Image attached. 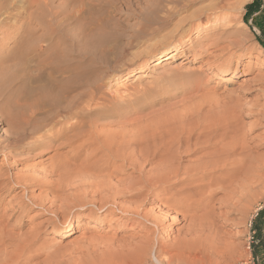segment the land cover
Segmentation results:
<instances>
[{
  "label": "rangeland",
  "instance_id": "374dc122",
  "mask_svg": "<svg viewBox=\"0 0 264 264\" xmlns=\"http://www.w3.org/2000/svg\"><path fill=\"white\" fill-rule=\"evenodd\" d=\"M35 7L31 6L28 12L37 13L38 11L36 12ZM53 7L57 8L61 13L72 14L77 10H81L91 16H97L99 13L102 16H104L103 14H109L128 27L119 33V36L123 34L120 36L122 40L116 42L115 39H113L114 41L110 40V42L106 40L108 45L105 52V47L104 50L102 48L105 44L103 43L102 45L101 42L105 36H107L105 39L113 38L114 34L110 32L112 35L110 37H108L109 33L103 36L96 35L94 31H91L86 26V21V24L84 21H67L66 25L64 24L63 35L55 39L57 43L61 44L60 48L64 53L61 55L63 63L76 59L73 55L77 52L76 50L80 49L79 47L83 51L85 47V52L86 50L89 52L90 47L94 45V48L91 47L90 52L92 53V50L96 49L93 52L97 53L95 65L103 66L98 70L100 74L103 70L102 73L109 76L110 74L126 75L127 79L122 83L112 85L107 83L105 85L106 87L108 86L107 92L109 94H122L126 99L124 105L126 106V102L129 103V106L121 108V111L128 113V120L142 117L161 107H172L174 105L176 107L177 104H180L178 107L181 109L184 105H190L189 103L195 104L194 102L197 100L194 99V96L199 95L196 97L199 98L208 92L209 94L213 92L215 96H218L221 103L226 105L225 109L229 106L228 111L236 117L235 121L232 116L234 124L238 122L236 125L239 127L235 125V128H240L239 131L242 132L240 137L246 139V142L244 141L245 144H243V147L245 145V153L243 152V156H241V148L236 153L234 152L239 157L234 156L233 153L236 162L233 165L241 166L245 172H239L232 181L233 183L235 182L232 187L233 189L236 188L235 190L232 188L228 189V193L225 196L218 194L212 202L215 214H222L225 217V219L217 222V230L221 237V239L219 238L221 240L219 243H222L223 247L219 245L221 253L217 255L211 254L212 257L210 256V259L204 264H257V261H262V253H259L256 260L254 259L252 246L256 241L253 234V222L257 213L264 208V121L262 122L261 120V116L264 115V48L261 45L264 44V0H148V3L142 2L141 4H139V0H74L68 5L64 4L62 0H56L53 3ZM206 10L210 11V13ZM12 11L14 12H3L0 14V26L2 25L0 27V140L4 139L9 125H15L17 121L20 122L22 119H27L29 115L28 109H25L26 107L21 109V106L19 107L17 103L23 100V104L25 102L27 107H29V102H31V98L33 99V94H31L29 89L34 87V83L35 85L38 83L41 76L49 74L51 71V69L42 65V59L44 60L46 56H37L27 49H25L24 55V50L22 49L24 45L21 46V43L25 40L24 38L28 35L27 33L32 34L34 37H39L44 33L43 30L37 31V24L34 21L26 20L24 18L26 17L25 13H21V10ZM199 11H202L201 14ZM195 12V15L200 14L201 17L211 16L210 26L212 27L215 26L214 20H216L217 25L220 22L222 23L224 19V25L230 27L227 31L229 34H224L222 30L224 26L218 31H190L191 27H195L199 25L200 21H204L195 20L194 17L187 19L191 18ZM125 13H134L136 16L138 15V18L126 21L123 19ZM170 13H172V16ZM141 15L149 16L152 21L158 24L164 22L166 27L164 25L165 28L163 27L164 29L160 33L146 38V41L143 39V42L141 40V42H132L133 44L131 43V45L124 47L123 36L129 35L138 29ZM61 17L62 15L58 19ZM219 20L221 21L219 22ZM154 24L151 29H156L155 27L158 24ZM117 25L119 26V24ZM84 29L87 30V33ZM233 32L237 33L236 36L232 35ZM220 34L222 39L224 38V42L215 44L214 40L219 38ZM75 35L79 36L77 46L72 43L74 41L72 39H76ZM207 35H211L209 40H206ZM231 37L242 41V49H229L228 52L222 53L220 51L221 48L228 45ZM96 40L98 43L95 42ZM87 41L88 43L91 41L90 47ZM180 43L186 45L189 50L177 53L176 56L166 60V62L164 60L160 68L153 66L158 56ZM109 44H112V47ZM74 47L78 48L75 49ZM21 52L24 56L21 55ZM186 55L188 58L185 61L186 63L182 65L181 61ZM229 59L232 60L230 65L232 69L237 67L234 77H231L230 74L232 70H227L229 74L226 76L218 70L221 68V63L227 62ZM39 62L42 66L39 65ZM104 65L108 68H105ZM113 66L117 67L114 68ZM98 71L92 73L99 74ZM136 72H139L140 75H137ZM18 77L19 79L23 78L21 79L23 80L22 83H17ZM15 78L16 81L14 82ZM146 86L152 91H148V93L149 95L153 94L155 103L153 106H148V108L144 107L141 110H137L135 108L137 106L132 105V102L140 95L134 92H136V89L139 91L146 88ZM17 96H19L18 101ZM146 97L144 100L149 101V96L147 95ZM130 105L133 109L129 108ZM209 105H204L203 113L210 108ZM234 106L239 110H236V113L234 112L235 109H233L234 111L232 110ZM114 128L116 127L99 126V129H102L101 131ZM227 141L229 142L230 139H225L224 143H227ZM77 145L78 143L73 147ZM68 150L70 149L65 148L61 151L66 152ZM61 151L59 153H62ZM89 152L90 150L82 152L75 165H79L87 156L89 163H95L99 160V156L90 159ZM16 153L18 154L11 158H5L0 150V177L3 175L6 178L3 177L5 180L4 185L8 184L7 186L10 187L9 192H0V220L3 219L2 216L6 217L3 228L6 233L11 235L13 244L17 243L18 240H22V238H27L28 240L24 241H29L27 246H25L29 249L23 250L20 264H49V262L50 264H117L118 258H121L118 255L121 253L126 255L125 250L126 252L128 251L123 246H127L130 241L129 238L143 235V233H133L139 226L138 221L140 220L134 219L135 221H131L132 224L128 223L125 225L127 216L119 212L118 208L112 205L101 207L97 201L94 203V182L104 176V174L94 172H100L101 168L106 166L103 164L106 160L103 159L102 162L97 164V167L95 165L96 171H94V166L91 165L93 172L91 170L80 172L76 178L72 179L75 187L77 186L75 188L76 192L63 191L58 196L60 199H54L51 196H47L48 191H44L47 186H52L51 184L58 179L56 175H52L51 172L45 170L49 166L51 155L54 153L45 154L39 152V150L33 152L18 151ZM244 154L247 155L245 156L246 158ZM249 156L254 160L248 162ZM194 157L196 156H192L191 159ZM236 158L241 163L237 162ZM118 165L120 164L118 163L108 170V172L121 171L120 175L111 179L113 183L115 181L123 182L128 179L127 175L131 173V171L122 173V170L117 169ZM8 167L12 168L7 170ZM149 167L145 166L144 171ZM25 174L34 180L37 178L36 182L18 185L19 183L12 181L16 177L18 178ZM136 175L130 176L129 179L131 180ZM228 176L226 172L215 174L216 178L221 179L220 181L222 179L225 181ZM2 179H0V182ZM209 181L210 179H205L202 183H209ZM236 181L238 182L236 183ZM243 182L244 184L245 182H250L251 186H254H252L253 191H255V188L257 191L256 195L254 194L256 198L250 204L244 203L243 193L240 191ZM229 183L230 181H228ZM86 192H88L87 195ZM79 193L81 194L79 195ZM82 195L83 197H81ZM222 196L224 197L222 198ZM219 198H222L221 204L217 200ZM241 198L244 202L241 201ZM127 201V199H116L114 202L118 206L121 204L127 206V203H129ZM159 204L158 202L153 205H145L143 212ZM157 211L158 213L164 212L163 210ZM173 215L171 214L170 218ZM171 222L169 220L165 225ZM69 224L75 225H73L70 233L62 237L53 236L55 229H66ZM182 225L183 223L174 224L173 229L177 230ZM179 236L175 232L170 234V236L166 237V243H173ZM13 249L14 247L9 246L7 252H12ZM17 251L21 253L22 250L17 248ZM124 254L120 256H124ZM162 258L165 261L169 258V255L164 254ZM173 264L187 263L175 261ZM195 264L201 263L196 262Z\"/></svg>",
  "mask_w": 264,
  "mask_h": 264
},
{
  "label": "bare ground",
  "instance_id": "6f19581e",
  "mask_svg": "<svg viewBox=\"0 0 264 264\" xmlns=\"http://www.w3.org/2000/svg\"><path fill=\"white\" fill-rule=\"evenodd\" d=\"M54 1L56 2V0H0V14L3 12H14L12 10H21V13H25L26 17L24 18L26 20L34 21L37 24V31L43 30L44 33L39 37H34L32 34L27 33L28 35L26 34L27 36L24 38L25 40L21 43V46L24 45V48H22L24 55L25 49H27L37 56H46L44 60L42 59V65L45 68L51 69L49 74L41 76V78H44H40V81L38 80V83L36 85L34 83V87L29 89L31 94H33L29 107H27L25 102L23 104V100L17 103L19 107L21 106V109L26 107L25 109H28L29 115L26 120L22 119L20 122L17 121L15 125L11 124L7 127L4 139L0 140L1 152L5 158L15 156L18 154L16 153L18 151L33 152L39 150V152L45 154L53 152L54 154L50 157L49 166L45 170L51 172L52 175H56L58 179L55 183L51 184L52 186H47L44 191H48L47 196H51L54 199H60L58 196L63 191L76 192L75 188L77 186L75 187L72 179L76 178L80 172L92 171V166H94V171H96L95 165L97 167V164L102 162L103 159L106 160L103 163L106 166L103 167L101 164L103 167H100L101 171L94 172L104 174L101 179L94 182V203L97 201L101 207L112 205L118 208L119 212L127 216L125 225L128 223L132 224L131 221L134 219L140 220H137L139 226H137L136 231L133 233H143V235H138V237L129 238L130 241L126 242L127 246H123L129 252L125 250L126 255L123 253L124 256H120L123 254L118 253V257L121 258H118L117 264H173L175 261H182L187 264H195L196 262L204 264L210 259L211 254L217 255L221 253L219 245L223 247L222 243H219L221 242V237L217 230V222L225 219V217L222 214H215L212 202L218 194L225 196L228 193L227 190L235 185V182H232L234 178H236L239 172H245L241 166L237 164L233 165V163H236L234 156H237V154L235 153L240 148L242 149L241 156H243L245 147V145L243 147V144H245L246 139L240 137L242 135V132L239 131L240 128H235L238 122L234 124L232 120L234 115H231L228 111L229 106L225 109L226 105L221 103L220 98L215 96L213 92L210 94L208 92L199 98H196L199 95L194 96V99L197 100L194 102L195 104L189 103L190 105H184L181 109L178 107L180 104H177L176 107L175 105L172 107H161L154 111L152 110L142 117L128 120V113L121 111V108L129 106V103L126 102L125 106L124 102L126 99L124 96L122 94H109L107 92L108 86L106 87L105 85L107 83L110 85L122 83L127 79L126 75L118 76L110 74L109 76L103 74V70L100 74L98 70L103 66L95 65L97 53H93L96 49L92 50V53L90 52L91 47L94 48V45L90 47L91 41L88 43L89 40L87 44L90 47V53L87 50L85 52V47L84 51L79 47L80 49L76 50L77 52L73 55L76 59L63 63L61 55L64 53L60 48L61 44L55 41L58 36L63 35L64 24L66 25L67 21H86V26L91 31H94L96 35L103 36L109 33L108 37H110L112 36L110 32L114 34L113 38L105 39L107 37L105 36L103 40L101 39V44H105L102 47L103 50L105 47V52L107 51L106 46L108 42L113 39H115V42L122 40L120 36L123 34L119 36V33L128 27L109 14H103L104 16H102L99 13L97 16H91L81 10H77L72 14L61 13L57 8L53 7ZM71 1L74 2V0H62L66 5L70 4ZM142 2L148 3V0H139V4ZM31 6H36V12H38L34 14L29 13L28 9ZM174 12L176 13V11ZM207 12L210 13V11ZM170 14L172 16V13ZM193 14L191 18L187 19L194 17L195 20H204L205 22L200 21L201 23L199 22V25L191 27L190 31H218V29L220 30L224 26V29H222L224 34H229L227 31L230 27L224 25L225 20L223 18V22H220L221 19L219 20L221 24L217 25L216 20H214L215 26L212 27L210 26L211 16L201 17L200 14L195 15L196 12ZM60 15L62 17L58 19ZM123 17L124 20L129 21L138 18V15L125 13ZM139 18L141 20L136 30L138 32L133 31V33L123 36L124 47L131 45L132 42H143V39L146 41V38L160 33L166 27L164 22L158 20L160 22L158 24L152 21V18L149 16L141 15ZM153 22L158 24L155 27L156 29H151L154 24ZM85 31L87 33V30ZM236 34V32L232 33L233 36H236ZM210 36L207 35L206 40H209ZM219 36V38L214 40L215 44H222L224 42L221 34ZM78 37L76 36V39L74 38L72 39L74 41H71L76 46L79 41ZM95 42L98 43L97 40ZM101 44L100 46H102ZM241 44L242 41L231 37L228 45L221 48L220 51L224 53L228 52L229 49H242ZM102 48L100 49L102 50ZM188 50L186 45L180 43L166 53L158 56L153 66L160 68L164 60L166 62V60L176 56L177 53ZM23 54L21 52L22 56H24ZM187 58V55L183 58L181 61L182 65L186 63ZM231 64L232 60L229 59L227 62L221 63V68L218 70L224 76L229 74L227 70H232L230 74L231 77H234L237 67L232 69ZM222 68L225 70H222ZM94 71H98L99 74H93L92 72ZM136 73L140 75L139 72ZM21 79L18 77L17 83H22L23 80ZM137 90L134 93L139 94L140 97L137 96L133 100L132 105L137 106L135 107L137 110L153 106L155 99L153 94L149 95L148 91L150 89L146 86V88ZM147 95L150 98L149 101L144 100ZM205 104L206 106L210 104V108L203 113ZM235 106L232 110L235 109L233 111L236 113L238 106L236 108ZM129 108L133 109L131 105ZM261 118L263 122L264 115ZM233 119L236 121V117ZM99 126L116 128L101 131L102 129H99ZM227 138L230 141L224 143V140ZM77 143L78 145L73 147ZM65 148H69L70 150L62 152L61 150ZM88 150H90L88 153L89 157L91 156L90 159L99 156V160L97 162L94 161L95 163H89L87 156L79 165H75L82 152ZM60 151L62 153H59ZM194 155L196 157L191 159ZM245 156L247 155L244 154ZM249 157L248 162L254 160L251 159V156ZM118 163L120 164L117 166L118 170H122V173H127L128 171H131V173L127 175L128 179L123 182L115 181L113 183L111 179L120 175L121 171L108 172V170ZM231 164L232 166H230ZM145 166L150 167L144 171ZM11 168L8 167L7 170ZM222 172H226L229 175L225 181L222 179L223 182L220 181L221 179L215 177V174ZM134 174L137 175L133 178L131 177L132 179L130 180V176ZM3 177L2 175L0 179ZM4 178L0 182V192H9L10 187L7 186L8 184L4 185ZM36 179L34 180L25 174L21 177H16L12 181H16L20 185L22 183H34ZM205 179H210L209 183H202ZM228 181H230L229 184ZM250 182H245V184L243 182V186L240 183V191L243 193L242 197L245 202L242 201V198L241 201L246 204H250L256 198L254 194L257 193L256 188L253 191V185L251 186ZM84 193L82 194L84 195ZM116 199H127L129 203H127V206L122 204L118 206L114 202ZM221 199H217L219 203ZM158 202L160 203L159 205L143 212L145 205H153ZM157 210H163L164 212L158 213ZM171 214L174 215L170 218ZM2 218L0 220V248H2L0 250V264H20L22 262L23 250L29 249L25 247L29 241H24L28 239L22 238V240H18L17 243L13 244L11 235L6 233L3 228L6 217L2 216ZM169 220L172 222L165 225ZM180 223H183V225L174 230V224L178 225ZM73 225L69 224L66 229H55L53 236L62 237L70 233ZM174 232L180 236L173 243L167 244L166 237ZM9 246L14 247L13 251L11 250L12 252H7ZM17 248L22 250L21 253L17 251ZM164 254L169 255V258L165 261L162 258Z\"/></svg>",
  "mask_w": 264,
  "mask_h": 264
},
{
  "label": "trees",
  "instance_id": "16d2710c",
  "mask_svg": "<svg viewBox=\"0 0 264 264\" xmlns=\"http://www.w3.org/2000/svg\"><path fill=\"white\" fill-rule=\"evenodd\" d=\"M261 45L264 48V44ZM253 229V234L256 238L255 244L252 246L253 256L256 260L259 253H262V261H257L256 263L264 264V208L257 213V216L253 222Z\"/></svg>",
  "mask_w": 264,
  "mask_h": 264
}]
</instances>
